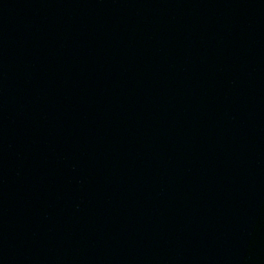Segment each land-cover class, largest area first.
Instances as JSON below:
<instances>
[{
  "label": "water",
  "instance_id": "1",
  "mask_svg": "<svg viewBox=\"0 0 264 264\" xmlns=\"http://www.w3.org/2000/svg\"><path fill=\"white\" fill-rule=\"evenodd\" d=\"M0 264H264V0H0Z\"/></svg>",
  "mask_w": 264,
  "mask_h": 264
}]
</instances>
